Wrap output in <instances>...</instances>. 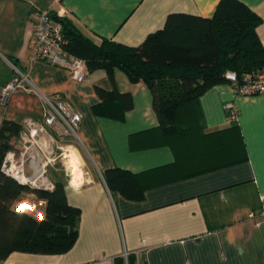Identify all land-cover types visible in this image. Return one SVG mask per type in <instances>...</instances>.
I'll return each instance as SVG.
<instances>
[{"label":"crops","instance_id":"0c3cea01","mask_svg":"<svg viewBox=\"0 0 264 264\" xmlns=\"http://www.w3.org/2000/svg\"><path fill=\"white\" fill-rule=\"evenodd\" d=\"M217 1L0 0V91L10 83L8 67L29 83L8 92L13 106L0 121H41L43 105L34 90L66 100L80 115L81 145L77 156L71 153L85 174L75 189L74 170L68 180L59 164L47 167L48 178L62 181L67 204L79 211L70 248L59 254L11 251L0 264H114L123 252L130 264H264V91L243 96L228 82L212 85L176 109L173 132L165 134L142 81L130 82L117 68L112 79L95 69L76 81L63 67L27 59L38 9L68 17L95 42L137 46L162 28L168 14L209 17ZM239 1L260 17L255 31L264 46V0ZM96 88L127 93L130 106L101 100ZM226 101L237 109L234 123L226 118ZM111 168L135 173L142 199L110 193L102 172Z\"/></svg>","mask_w":264,"mask_h":264},{"label":"trees","instance_id":"16d2710c","mask_svg":"<svg viewBox=\"0 0 264 264\" xmlns=\"http://www.w3.org/2000/svg\"><path fill=\"white\" fill-rule=\"evenodd\" d=\"M51 15L61 25L64 49L85 61L87 71L102 69L109 79L112 70H121L130 82L142 81L151 92L152 109L165 134L173 132L176 109L196 101L212 85L228 82L226 71H235L237 80L264 72V46L255 31L260 17L239 0H218L209 17L170 13L161 29L149 33L137 46H127L106 38L98 42L84 36L64 16ZM101 100L118 98L130 106L127 93L113 88H96ZM234 123L233 121H229ZM20 123L0 121V164L4 153L14 146ZM110 193L118 192L128 200H140L144 188L136 174L111 168L102 172ZM30 203L43 200L45 219L34 214H16L15 200ZM78 209L67 204L62 181L55 180L51 191L19 184L0 171V262L11 251L59 254L73 244L77 235ZM114 264H130L122 256Z\"/></svg>","mask_w":264,"mask_h":264},{"label":"built area","instance_id":"2783aa9c","mask_svg":"<svg viewBox=\"0 0 264 264\" xmlns=\"http://www.w3.org/2000/svg\"><path fill=\"white\" fill-rule=\"evenodd\" d=\"M54 1V0H50ZM56 15V14H55ZM65 39L61 35V25L48 9H38L32 15V38L28 44V61L42 60L50 65L67 69L69 76L76 81L83 79L86 73L84 59L64 49ZM12 83L2 90L1 98L18 87H28L23 73L16 71ZM228 80L235 95L249 96L264 91V72L254 76L243 75L237 80L235 71H226ZM29 88H34L29 85ZM40 97L43 109L41 121L24 117L17 132L15 145L8 149L2 158L0 171L29 188L51 191L54 183L47 176V167L59 164L70 173L64 165L62 154L66 147L75 150L81 145L77 133L80 115L64 99H52L34 90ZM228 121H236L237 109L231 101L223 104ZM69 139V140H66ZM11 153V157H9ZM126 252L122 253L125 262Z\"/></svg>","mask_w":264,"mask_h":264},{"label":"clouds","instance_id":"9594fccd","mask_svg":"<svg viewBox=\"0 0 264 264\" xmlns=\"http://www.w3.org/2000/svg\"><path fill=\"white\" fill-rule=\"evenodd\" d=\"M71 147V146H69ZM74 152V150H73ZM11 153H9V157H11ZM83 164V161H80ZM75 174L73 178L70 180V186L75 189H78L84 182H85V174L82 170H75ZM45 201L38 200L35 202L30 203L27 198L21 200H15L13 203V211L20 215L24 213H31L34 214L35 219L37 222H43L45 219V213L43 211L37 212V207L43 208Z\"/></svg>","mask_w":264,"mask_h":264},{"label":"rangeland","instance_id":"374dc122","mask_svg":"<svg viewBox=\"0 0 264 264\" xmlns=\"http://www.w3.org/2000/svg\"><path fill=\"white\" fill-rule=\"evenodd\" d=\"M8 69H9V71H10V73H11V80H10V83H12L13 82V80H14V77H15V75H16V72H15V70H11L9 67H8ZM1 93H2V91H0V115L2 116V115H4V113H5V110H7L8 108H11L12 106H13V104L12 105H10V103H8L7 102V97H8V95L6 96V98L5 99H3V98H1ZM21 100H19V101H17V102H20ZM8 114V113H7ZM11 117H14V119L15 120H19L20 119V117H21V115H19V114H16V115H10ZM66 140H69V139H66ZM68 148L69 149H72V150H74V153L76 154V155H78L77 154V151L73 148V147H69L68 146ZM65 153H68V152H65ZM62 158H63V161H64V165H65V167H66V169H68V171H69V173L71 172L72 173V170H77V168L79 167V164H78V162L75 160V158H70V161H69V163H70V168H71V170L69 169V167H68V162H66V155L65 154H62ZM48 174H50L49 173V171H48Z\"/></svg>","mask_w":264,"mask_h":264},{"label":"bare ground","instance_id":"6f19581e","mask_svg":"<svg viewBox=\"0 0 264 264\" xmlns=\"http://www.w3.org/2000/svg\"><path fill=\"white\" fill-rule=\"evenodd\" d=\"M71 151H73L72 149H69L68 147H66V149H65V151L63 152V154H65L66 155V162H68V167H69V169L71 170V168H70V163H69V161H70V158H74L75 156L71 153ZM65 152H68V153H65ZM70 155H72V156H70ZM76 155V154H75ZM77 156V155H76ZM78 169V168H77Z\"/></svg>","mask_w":264,"mask_h":264}]
</instances>
